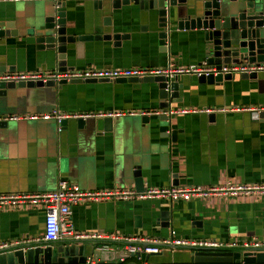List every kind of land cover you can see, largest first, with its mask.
Instances as JSON below:
<instances>
[{"label":"crops","instance_id":"crops-1","mask_svg":"<svg viewBox=\"0 0 264 264\" xmlns=\"http://www.w3.org/2000/svg\"><path fill=\"white\" fill-rule=\"evenodd\" d=\"M50 2L0 1V11H6L4 19L17 29L30 23ZM95 3L65 1L69 32L91 34L100 27L125 37L118 42H86L80 57H72L68 67H160L205 62L197 31L178 30L172 25L164 50L158 42L160 29L152 11L130 3L106 13ZM103 16H108L107 27L102 26ZM41 55L32 39L11 37L0 47V65L14 67V71L56 67V62H45ZM233 75L213 84L199 82L197 76H178L179 98L168 108H235L225 112L129 114L160 109L156 85L147 82L64 84L60 89H17L8 101L0 97V193L52 191L60 179L82 190L136 189L132 174L136 167L141 170L144 188L264 182V122L251 116L254 108L264 105L263 84L240 78L238 73ZM53 110L104 115L86 117L84 129H75L71 122L69 132L58 130L55 119L29 117ZM172 130H176L174 139ZM175 180L177 184H173ZM70 222L76 231L105 235L103 240L87 244L88 248L108 246V258L103 256V262L97 264H121V259L127 258L126 264H137L138 257L125 252L124 237L163 239L173 230L175 237L186 240L264 239V197L212 196L173 202L161 198L84 200L71 207ZM43 226L40 204L0 210V242H40ZM114 236L119 239H112ZM189 252L182 248L165 250L142 254L141 259L147 264H190Z\"/></svg>","mask_w":264,"mask_h":264},{"label":"water","instance_id":"water-1","mask_svg":"<svg viewBox=\"0 0 264 264\" xmlns=\"http://www.w3.org/2000/svg\"><path fill=\"white\" fill-rule=\"evenodd\" d=\"M95 7L109 13L121 5L133 3L141 9L152 11L157 32L158 42L167 50V39L172 25L178 30L197 31L200 38L205 62L219 68L226 64L262 66L260 71L239 73L243 79H251L263 84L264 88V0H95ZM65 1L50 2L44 5L31 22L24 27L14 29L12 22L6 21V11H0V47L6 45L8 38L25 37L33 40L37 51L42 52L45 62H56L59 71L73 69L67 63L80 57L84 44L90 41L113 40L119 41L125 36L97 28L91 34H76L69 32ZM151 16V17H152ZM108 16H103L102 26L107 27L110 22ZM24 34H20L23 33ZM81 52V53H80ZM54 68V69H55ZM51 69V70H54ZM14 67L0 65V72L14 71ZM46 70V71H51ZM233 74H209L199 76L202 83H220L230 80ZM108 79H71L58 82L48 80L37 82H0V97L11 100L12 92L17 89H60L64 84L110 82ZM118 82H147L156 85L159 108L166 111L170 102H175L181 84L178 78L168 80L163 76H147L144 78H118ZM5 101V102H6ZM177 102V101H176ZM261 107H264L261 106ZM212 116V114H211ZM253 118L264 122V109L254 114ZM148 123L149 118L142 117ZM74 122L75 129H84L86 118H65L57 123L58 130H71ZM176 130L170 132L174 139ZM136 189H144L142 173L139 167L132 172ZM64 180V179H60ZM67 181V180H66ZM177 184V180L173 182ZM165 219V218H163ZM91 239H66L56 242H37L34 248H28L29 243H22L15 249H0V264H82L88 257L96 263H102V257L108 258L106 249L91 246ZM59 242V243H58ZM94 245H96L94 243ZM25 248V250H24ZM176 249H188L190 264H264V251L236 249L192 248L189 246H175ZM90 249V250H89ZM140 254H136L139 257ZM135 264V263H128Z\"/></svg>","mask_w":264,"mask_h":264},{"label":"built area","instance_id":"built-area-1","mask_svg":"<svg viewBox=\"0 0 264 264\" xmlns=\"http://www.w3.org/2000/svg\"><path fill=\"white\" fill-rule=\"evenodd\" d=\"M4 2H17L20 0H0ZM57 1H69V0H52ZM83 1V0H78ZM262 66L256 65H241V64H226L219 68L213 65H208L206 62L192 63L188 65H175L168 63L160 67H122V68H97V67H84L73 68L64 71H59L57 68L51 71H13V72H0V82H14L21 81L37 82L41 80L43 83L48 80L55 82L61 80L71 79H108L116 80L118 78H144L147 76H163L168 80H172L175 77L181 75L190 76H207L209 74H235V73H250L254 71L262 70ZM239 110H253L251 108H237ZM264 107L254 108L252 111L256 113L263 110ZM235 108H179L169 109L162 111L161 109L153 110L151 112L146 111H130L129 114H138L141 116L149 114L165 113L171 114H184L189 112H215V111H232ZM113 113H106V115H112ZM115 114H124V112H115ZM103 116V113L99 114H69L60 113L58 110H53L49 113L41 115H30L32 119H55L59 123L65 118H86L88 116ZM19 116L12 117L13 119ZM264 197V182L254 183H235L226 181L216 185H169L159 187H146L143 190H136L134 188H121L113 190H82L75 183L66 180H60L58 187L52 191L36 192V193H0V210L7 206H18L24 204L37 205L40 204L44 210V226L42 241L56 242L63 238L68 239H91V240H103L105 235L101 232H79L74 229L70 222L71 207L76 205L80 201L84 200H135V199H152L161 198L167 201L173 202L178 200H190V199H205L212 196L217 197ZM114 240H118L119 236L111 237ZM126 242L125 252L129 256L138 257L139 262L137 264H147L146 261L141 259L142 254H158L165 250L174 251L175 246H189L192 248H213V249H236L264 251V239L251 238L247 240H230L219 241L216 239H203V240H186L175 237V232L172 230L171 235L163 239L154 238H137V237H124ZM38 239H28L23 242L15 241H2L0 242V249H15L14 247L22 244L29 243L28 248H34ZM102 249H108L107 245L100 246ZM25 250V248H24ZM124 259H121L123 262ZM82 264H97L93 259L87 258Z\"/></svg>","mask_w":264,"mask_h":264},{"label":"trees","instance_id":"trees-1","mask_svg":"<svg viewBox=\"0 0 264 264\" xmlns=\"http://www.w3.org/2000/svg\"><path fill=\"white\" fill-rule=\"evenodd\" d=\"M127 260H128V258L127 259H124V261L121 262V264H126L127 263Z\"/></svg>","mask_w":264,"mask_h":264}]
</instances>
